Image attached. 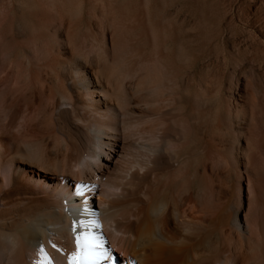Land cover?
Wrapping results in <instances>:
<instances>
[{"label":"bare ground","instance_id":"obj_1","mask_svg":"<svg viewBox=\"0 0 264 264\" xmlns=\"http://www.w3.org/2000/svg\"><path fill=\"white\" fill-rule=\"evenodd\" d=\"M121 1L0 0V264H264L263 102L213 110L170 13Z\"/></svg>","mask_w":264,"mask_h":264},{"label":"rangeland","instance_id":"obj_2","mask_svg":"<svg viewBox=\"0 0 264 264\" xmlns=\"http://www.w3.org/2000/svg\"><path fill=\"white\" fill-rule=\"evenodd\" d=\"M122 1L120 3H124L122 5L134 2V0ZM135 2L141 3L148 11L170 13L171 46L175 58L183 60L182 62L187 66L185 73L189 74L186 76L188 78L190 76L194 82L197 72L200 69L204 71L207 85L205 96L211 101L213 110L225 108L228 102L232 106L239 105L246 109L245 97L249 96L252 100V93H255L254 102L258 105L263 102L262 106H264V85L261 87L264 84V70L261 71V81L258 82L254 71L256 65L253 62L254 44L264 45V0H142V2L137 0ZM79 3L80 0H73L76 10ZM76 12L69 13V17L71 18L73 14V19L77 20L80 15L78 11ZM91 21L90 32L104 46L106 37L102 20L96 16ZM5 66L0 61V76L8 71ZM1 86L0 84V88ZM25 109L23 106L16 111L10 126L13 127L14 135L10 138L18 134L17 129L26 114ZM248 111L250 112V107ZM32 115L36 117L37 114L34 111ZM143 125L153 127L152 121Z\"/></svg>","mask_w":264,"mask_h":264},{"label":"snow or ice","instance_id":"obj_3","mask_svg":"<svg viewBox=\"0 0 264 264\" xmlns=\"http://www.w3.org/2000/svg\"><path fill=\"white\" fill-rule=\"evenodd\" d=\"M87 185H79L77 186L78 191L82 194L86 189H87Z\"/></svg>","mask_w":264,"mask_h":264}]
</instances>
